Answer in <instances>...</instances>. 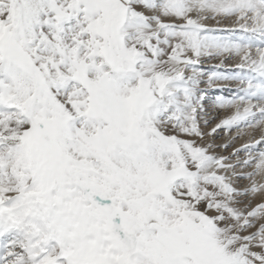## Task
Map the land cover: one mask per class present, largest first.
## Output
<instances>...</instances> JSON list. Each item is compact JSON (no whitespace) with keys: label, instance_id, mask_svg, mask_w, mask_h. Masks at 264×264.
I'll use <instances>...</instances> for the list:
<instances>
[{"label":"snow or ice","instance_id":"6c2138e0","mask_svg":"<svg viewBox=\"0 0 264 264\" xmlns=\"http://www.w3.org/2000/svg\"><path fill=\"white\" fill-rule=\"evenodd\" d=\"M0 264H264V0H0Z\"/></svg>","mask_w":264,"mask_h":264},{"label":"bare ground","instance_id":"6f19581e","mask_svg":"<svg viewBox=\"0 0 264 264\" xmlns=\"http://www.w3.org/2000/svg\"><path fill=\"white\" fill-rule=\"evenodd\" d=\"M222 27H224V26H222ZM217 63H218V61H210L207 64H205L203 67H204V69H209V68L213 67L214 65H216ZM215 87L216 88H225V89H228V88L234 89L236 87V85L235 84H224V85H216ZM217 95L227 96V92L221 93V92L217 91V92H215V94L212 95L211 99L209 100V102H208V104H209V116H211V119H213V117H217V113L215 110H213V107H212L213 102L215 100V96H217ZM222 117H223V112L220 113V116L217 117V119L215 121H213V123H211V125L208 127V129H205V131H208V130H210L211 127H214L215 122H218V119L222 118ZM249 131H251V130H249ZM218 135H221L222 137L220 139H218L217 141H214V143L216 145L222 144L229 139V137L224 132L219 133ZM234 135H236L235 132L232 133V136H234ZM254 135L257 138H259L260 131L257 130L254 133ZM248 139H249V137L247 135H244L242 138L236 140L234 147L239 148L243 143L247 142ZM249 171H250V169H249ZM241 183L246 184L247 181H242Z\"/></svg>","mask_w":264,"mask_h":264},{"label":"rangeland","instance_id":"374dc122","mask_svg":"<svg viewBox=\"0 0 264 264\" xmlns=\"http://www.w3.org/2000/svg\"><path fill=\"white\" fill-rule=\"evenodd\" d=\"M209 120H212L211 119V116H209V117H207ZM215 121V120H214ZM211 124H209V126H210ZM220 133H222V132H220ZM234 136H236V135H234ZM222 136L221 135H218L217 136V139L215 140V141H217L218 139H220Z\"/></svg>","mask_w":264,"mask_h":264}]
</instances>
